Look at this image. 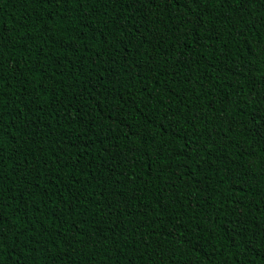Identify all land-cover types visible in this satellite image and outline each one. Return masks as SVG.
Returning a JSON list of instances; mask_svg holds the SVG:
<instances>
[{"label":"trees","instance_id":"trees-1","mask_svg":"<svg viewBox=\"0 0 264 264\" xmlns=\"http://www.w3.org/2000/svg\"><path fill=\"white\" fill-rule=\"evenodd\" d=\"M0 240L264 264V0H0Z\"/></svg>","mask_w":264,"mask_h":264},{"label":"snow or ice","instance_id":"snow-or-ice-1","mask_svg":"<svg viewBox=\"0 0 264 264\" xmlns=\"http://www.w3.org/2000/svg\"><path fill=\"white\" fill-rule=\"evenodd\" d=\"M238 2H241V3H242V2H243V0H238ZM241 11H247V8H246V7H244V8H242V9H241ZM0 243H2V240H0Z\"/></svg>","mask_w":264,"mask_h":264}]
</instances>
